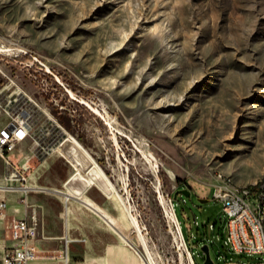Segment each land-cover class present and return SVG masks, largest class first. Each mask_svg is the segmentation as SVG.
I'll return each mask as SVG.
<instances>
[{
    "label": "rangeland",
    "instance_id": "rangeland-1",
    "mask_svg": "<svg viewBox=\"0 0 264 264\" xmlns=\"http://www.w3.org/2000/svg\"><path fill=\"white\" fill-rule=\"evenodd\" d=\"M17 86L33 100H15ZM15 109L31 116L15 151L33 156L19 176L0 156V182L14 186L0 192L7 203L40 184L42 154L60 144L84 154L74 136L119 188L127 180L156 264H194L162 199L175 204L195 264L208 242L226 264L219 174L264 183V0H0V128ZM84 168L99 174L89 159ZM92 185L111 191L102 175ZM180 188L191 194L176 197Z\"/></svg>",
    "mask_w": 264,
    "mask_h": 264
},
{
    "label": "crops",
    "instance_id": "crops-1",
    "mask_svg": "<svg viewBox=\"0 0 264 264\" xmlns=\"http://www.w3.org/2000/svg\"><path fill=\"white\" fill-rule=\"evenodd\" d=\"M69 155L86 165L84 154ZM32 156L19 154L15 149L10 153L16 164ZM39 159L40 184L25 188V203H7L0 216V255L4 248L17 243L11 235L12 221L27 217L38 223L36 247L40 252L28 264H141L139 252L125 243L108 220L114 206L98 199L107 195L106 189L98 186L97 190L92 185L95 182L89 186L84 178L77 176V170L64 154H42ZM69 184L84 193L69 196L72 194ZM44 196L49 201L41 199ZM42 207L47 214H43ZM48 252L55 256L48 257ZM61 254H66L68 259L63 260Z\"/></svg>",
    "mask_w": 264,
    "mask_h": 264
},
{
    "label": "built area",
    "instance_id": "built-area-1",
    "mask_svg": "<svg viewBox=\"0 0 264 264\" xmlns=\"http://www.w3.org/2000/svg\"><path fill=\"white\" fill-rule=\"evenodd\" d=\"M11 95L14 93L12 92ZM15 100H18L17 96ZM11 103L10 99L6 105L10 106ZM10 115L11 120L0 128V156L12 166L13 174L19 176L22 168L13 162L10 153L16 149L19 142L30 135L31 116L24 109H15ZM27 161L21 167H25ZM21 178L26 179V176L22 174ZM214 198L223 203L226 216L225 235L222 238L218 236V239L222 241L219 257H225L226 264H264V195L259 192V188L240 187V192H230L223 183H216ZM171 203L176 216L174 223L180 232L179 238L195 264L194 252L187 242L175 204L172 200ZM6 206V198L0 194V216L4 213ZM196 223L199 224L198 219ZM212 227L214 228L215 225L213 224ZM11 235L17 243L4 248L0 255V264H28L38 256L36 247L38 223L35 219L29 220L24 217L13 220ZM240 255L248 257L255 255L257 259L253 262L237 261L236 257Z\"/></svg>",
    "mask_w": 264,
    "mask_h": 264
},
{
    "label": "bare ground",
    "instance_id": "bare-ground-1",
    "mask_svg": "<svg viewBox=\"0 0 264 264\" xmlns=\"http://www.w3.org/2000/svg\"><path fill=\"white\" fill-rule=\"evenodd\" d=\"M114 47H115V50L118 49V46L115 45ZM119 48H121V47H119ZM5 50H9V48H6ZM13 93H15L17 95L18 99H22V98L27 96L31 100H33L32 96L25 89H23L22 87L17 86V88L13 91ZM83 101L85 102V100H83ZM85 103H87V102H85ZM115 135H116V133H115ZM71 139H72V142L75 143V145L84 152V156L86 158V162H88V159H89L92 162V166H95L97 169H99V174H98V171H97V173H94V175H91L90 174L91 172L89 173V170L84 168V164L79 162V161H77L76 159L72 158L69 155L70 153L68 151H66L62 147L61 144L58 145L55 150L58 151L60 154H64L67 158H69V160L71 161L70 163L77 170V173H76L77 176H81L82 178H84L87 181L89 186L93 182H95V179L99 175H102L105 178V180L107 181V183L109 185V188L111 190L110 193H107V195L111 196L113 198V201L115 202V206L114 207H115V209H118L119 216H120V217L118 216L119 217L118 218L117 216L112 215L111 219L108 218L109 222L115 228H117V230L119 232H121L130 242H132L136 247H138V248H140L142 250L143 256L140 253L139 254L141 255V258L144 260L145 263H147V264H156L155 253H154L152 245L150 243V239H149V237L147 235V231L145 230L146 227L142 225V221H141L142 218L139 217L140 213L138 214L137 212H135V210H136V208L134 207L135 204L134 205L132 204L133 200L131 201L127 180L125 181V184L122 187L120 186L121 188H119L109 178V176L104 172V170L99 166L98 161L90 153V151L77 138H75L74 136H71ZM148 154H150V153L144 152L142 154L143 157H145L147 161H149V155ZM218 183H223L225 185V187L227 188V190L230 191V192H240V187L241 188L251 187V188H259V192L262 193V195H264V183L263 184H259V185H255V186L240 185V184L234 183L231 177H229L227 175H224L223 173L219 174V182ZM13 187L14 186L6 185V184L0 182V192H7L10 189H12ZM69 189H70V192L72 193V194H68L69 196L77 197V196H80V195H82L84 193V191L73 190L70 187H69ZM122 191L124 193H122ZM162 204H163V206L166 209V213H167V216H168L169 224L172 225L173 224L172 222H174L175 219H176V216L174 215L173 209H172L171 205L166 202L165 199H162ZM106 207H108V206H106ZM173 227L175 228V226H173ZM174 233H175V237H173V235H172V237L178 239V243L180 245L179 247L183 248V243H182V241L179 238L180 237V232L176 229V232H174ZM124 236L121 235V237L123 238L125 243L131 245L128 242V240H126L124 238Z\"/></svg>",
    "mask_w": 264,
    "mask_h": 264
},
{
    "label": "water",
    "instance_id": "water-1",
    "mask_svg": "<svg viewBox=\"0 0 264 264\" xmlns=\"http://www.w3.org/2000/svg\"><path fill=\"white\" fill-rule=\"evenodd\" d=\"M62 145V144H61ZM63 147V146H62ZM66 151H68L70 154H77V152L72 148V149H68V148H65V147H63ZM71 189H73V190H76V189H74V188H72L70 185H68ZM179 193H183V194H187V195H190L191 194V190L190 189H188V188H181V189H178L177 191H176V193H175V196L177 197L178 196V194ZM208 199H202V201H207ZM117 229V228H116ZM121 233V232H120ZM121 235L122 236H124L122 233H121ZM124 238L126 239V240H128L125 236H124ZM128 242L132 245V246H134V248H136V250L143 256V253H142V250L140 249V248H138V247H136L132 242H130L129 240H128ZM202 250L204 251V253H205V261H204V264H215V262H214V260H213V258H212V256H211V252H210V245L208 244V243H205V244H203L202 245Z\"/></svg>",
    "mask_w": 264,
    "mask_h": 264
},
{
    "label": "trees",
    "instance_id": "trees-1",
    "mask_svg": "<svg viewBox=\"0 0 264 264\" xmlns=\"http://www.w3.org/2000/svg\"><path fill=\"white\" fill-rule=\"evenodd\" d=\"M60 121H61L65 126L70 127V122L67 121L66 119H63L62 117H60ZM174 202H175V200H174ZM177 214H178V212H177ZM219 235L221 236V238L224 237V235H225V231L223 230L222 227H220ZM194 259H195V258H194ZM195 262H196V261H195ZM252 262H253V261H252ZM196 264H197V263H196Z\"/></svg>",
    "mask_w": 264,
    "mask_h": 264
},
{
    "label": "flooded vegetation",
    "instance_id": "flooded-vegetation-1",
    "mask_svg": "<svg viewBox=\"0 0 264 264\" xmlns=\"http://www.w3.org/2000/svg\"><path fill=\"white\" fill-rule=\"evenodd\" d=\"M181 189V188H180Z\"/></svg>",
    "mask_w": 264,
    "mask_h": 264
}]
</instances>
